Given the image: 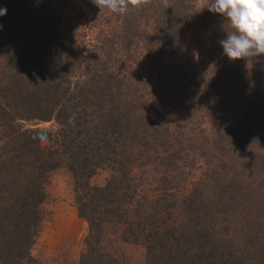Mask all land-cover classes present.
Returning a JSON list of instances; mask_svg holds the SVG:
<instances>
[{
	"label": "trees",
	"instance_id": "obj_1",
	"mask_svg": "<svg viewBox=\"0 0 264 264\" xmlns=\"http://www.w3.org/2000/svg\"><path fill=\"white\" fill-rule=\"evenodd\" d=\"M0 9V264H43L32 249L46 184L63 165L89 224L79 264H122L112 234L142 245L147 264H264V57L241 60L237 76L229 64L209 72L202 83L217 87L225 126L194 138L190 117L166 120L161 102L149 98L159 78L132 68L142 52L156 68L174 59L189 42L187 21L219 15L205 18L195 0H146L126 14L95 11L91 0H0ZM110 17L117 29L85 41L87 21L108 26ZM203 40L195 44L200 53ZM248 62L259 69L250 72ZM52 121L55 131L26 126ZM194 152L208 163L205 180L179 206H138L135 170L161 165L160 191L170 194ZM104 168L106 185H93ZM169 170L178 175L166 178Z\"/></svg>",
	"mask_w": 264,
	"mask_h": 264
},
{
	"label": "rangeland",
	"instance_id": "obj_2",
	"mask_svg": "<svg viewBox=\"0 0 264 264\" xmlns=\"http://www.w3.org/2000/svg\"><path fill=\"white\" fill-rule=\"evenodd\" d=\"M74 7L76 8V5ZM94 10L97 11L96 6ZM67 11L65 9V12ZM203 11L205 18H207L210 14L209 11L207 9ZM200 16L201 14H199ZM110 18L112 23L102 27H93L92 21H87V35L85 36L87 40L85 41H95L100 29H104L106 32H109L113 27L117 29L119 23L112 17ZM215 21L218 23H215ZM191 22L189 20L186 23L189 42L175 56L173 55L174 59H168V61L161 63L159 68H156L151 62L152 54L142 52L137 58L138 64H135V66H139L133 67L132 70L144 76L149 75L150 77L153 75L151 76L153 79L154 76L159 78L157 82L159 84L154 89L151 87L153 92L149 91L147 93L150 94L149 98H152V101L161 102L159 107L166 116V120L176 122L184 118V121H187V117H190L196 128L188 127L187 122H184L186 127L191 128L194 138H201L196 131L199 133L204 130L207 132L206 135L209 134L210 136L213 130H217L221 125L225 126L224 120L226 119V115L222 113L216 102L217 87L202 83L203 80L208 79L207 75L212 69H217L221 65L223 67L225 64H229L230 68L234 69V76H237L242 62L241 60L230 61L223 54L219 41L226 38V31H231L230 26L225 25L223 17L220 16L215 20L207 19L202 25ZM208 24L211 25L208 26ZM200 38H204L203 42L206 44L204 48L206 55L204 56V53H200L195 45ZM243 66L250 72L259 69V65L252 64V62L243 64ZM191 86L195 92L193 95L187 91V87ZM206 91H208V94ZM200 92L202 93L200 96L196 95ZM211 97L212 102L210 104H214L209 110L205 101H208ZM192 99L195 100V103H199L194 105V108L198 111L196 112L197 115L190 114ZM26 126L42 127L53 131L56 129V124L53 121L27 123ZM199 155L202 154H199V152L191 154L188 161L189 165L183 166L184 168L181 170L184 174L179 175L178 179L176 177L177 180L174 182L175 192L170 194H162L160 191L162 189L161 180L164 179L161 176L164 172L161 165L155 164L154 166L135 170L136 185L139 188L138 199H140L138 206H145V209L149 207L158 208L160 211H164L163 207L167 205L170 206L166 208L171 209L177 201H179V206L183 198L182 195L189 193L194 187L199 186V182L205 180L204 168L206 169L208 163L204 162ZM177 175L178 172L171 173V170H169L168 175L165 177L174 178ZM110 176V169H101L93 178L92 184L103 187ZM46 192L48 197L43 205L44 220L36 244L32 249V254L36 260L43 264H79L80 257L86 250L89 224L79 217L75 202L74 177L67 166L63 165L50 175L46 184ZM158 195L161 199L159 202ZM161 204H164V206L162 207ZM173 213V218L181 219L180 210L175 208ZM233 229H235L234 226ZM110 242L114 243L113 249L120 256L122 264H147L146 249L142 245L122 242L119 237L113 234L110 236Z\"/></svg>",
	"mask_w": 264,
	"mask_h": 264
},
{
	"label": "clouds",
	"instance_id": "obj_3",
	"mask_svg": "<svg viewBox=\"0 0 264 264\" xmlns=\"http://www.w3.org/2000/svg\"><path fill=\"white\" fill-rule=\"evenodd\" d=\"M100 9L126 14L129 7L140 8L146 0H91ZM199 11L207 9L226 20L231 31L219 41L230 61H251L264 57V0H195ZM198 11V12H199ZM6 9H0V14Z\"/></svg>",
	"mask_w": 264,
	"mask_h": 264
}]
</instances>
